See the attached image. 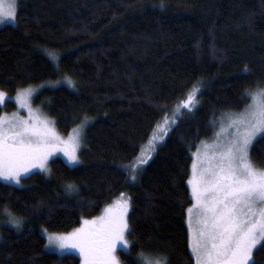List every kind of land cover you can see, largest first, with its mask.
Instances as JSON below:
<instances>
[{"label":"trees","instance_id":"obj_1","mask_svg":"<svg viewBox=\"0 0 264 264\" xmlns=\"http://www.w3.org/2000/svg\"><path fill=\"white\" fill-rule=\"evenodd\" d=\"M161 2L20 0L16 22L0 23V89L14 94L60 80L35 97L58 129L68 133L85 114L92 117L80 165L56 157L50 171L18 185L0 180V264H81L75 253L47 250L42 230L70 231L121 192L132 204L131 250L118 251L123 264H139L141 250L163 253L169 264H195L186 221L192 154L222 112L250 102L242 98L246 88L264 85V0H163V8ZM46 50L59 54V70ZM194 85L198 104L177 115L131 180L122 165ZM251 156L264 166V138L255 140ZM68 182L78 191L66 192ZM8 211L24 218L20 230L8 223ZM252 259L264 264V248Z\"/></svg>","mask_w":264,"mask_h":264},{"label":"snow or ice","instance_id":"obj_2","mask_svg":"<svg viewBox=\"0 0 264 264\" xmlns=\"http://www.w3.org/2000/svg\"><path fill=\"white\" fill-rule=\"evenodd\" d=\"M161 8L165 7L163 0ZM18 0H0V23L17 19ZM59 70L60 56L55 50H46ZM63 82L75 87L71 76ZM60 84L62 81L51 82ZM36 87L29 85L18 89L16 101L27 108L28 117L14 112L0 116V177L19 184L30 175L33 167L50 171L47 161L50 155L60 150L68 162H80L77 154L83 143L84 130L92 122L85 114L72 133L65 139L55 129L54 121L44 116L39 108L34 109L31 98ZM198 85H194L186 99L180 101L171 115L167 112L157 122L147 145L126 165H122L133 181L148 163L157 143L164 140L169 128L184 108L191 109L199 102L196 99ZM7 94L0 90V105ZM244 99L250 102L239 110L221 113L220 127L214 133L212 143L201 141L193 155L191 187L193 203L186 209L189 247L195 264H255L254 249L264 248V167H258L251 159L250 149L258 134L264 138V85L244 90ZM216 121H213L215 127ZM65 191H78L74 182L64 185ZM131 197L121 192L113 203L108 204L104 215L83 219L80 227L70 232H48L49 245L60 250L78 249L83 264H121L117 248L130 251L131 234L128 209ZM7 220L16 230L24 226V218L7 212ZM140 264H169L168 256L141 250Z\"/></svg>","mask_w":264,"mask_h":264},{"label":"rangeland","instance_id":"obj_3","mask_svg":"<svg viewBox=\"0 0 264 264\" xmlns=\"http://www.w3.org/2000/svg\"><path fill=\"white\" fill-rule=\"evenodd\" d=\"M19 2H20V0H18V6H19ZM17 9H18V8H17ZM6 23H7V24H14V23L11 21V19H5V21L2 22V24H6ZM55 81H56V80H55ZM51 82H53V81H52V80H48V81L40 82V83H37V84H31V86H34V87H36V89H37L36 92L33 94L32 98H31V104H32V107H33L34 109L39 108L40 111H41V113H42L44 116L50 118L51 120H53V121L55 122L54 118L51 117V116L46 112V110L44 109V106H43V104H42V100H41L40 102H35V97H36V95H38V93L41 92L44 88H46V87H54V86L59 85V84H53V83H51ZM60 84H61V83H60ZM28 86H29V85L24 86V87H21V88H26V87H28ZM21 88H19V89H21ZM0 90H3V89H0ZM3 91H4V90H3ZM17 91H18V90H17ZM17 91H16L14 94H9L8 92L4 91V92L7 94V96H6V99H5V103L2 104V105H0V107H3V108L0 109V116H4V115H8V116H10L12 113L18 111L19 114H20V116H22V117H26V118L28 117L29 113H28L27 108H21L20 105H19V103H18V102L16 101V99H15ZM9 100H13L15 105H14L13 108L6 109L4 106L7 105V102H8ZM197 104H198V103H197ZM219 121H220V118H219V120H218V122H217V125H216V128H215L214 133H215L216 131H218V129H219V127H220ZM54 127H55L56 131H57V132H58L63 138H65V139H66V138L72 133V130L74 129V128H73V129H72L70 132H68V133H63L62 131H60V130L58 129V127H57V125H56V122L54 123ZM84 132H85V130H84ZM214 133H213L210 137L203 139V141H206L207 143H212V141L215 139ZM83 136H84V134H83ZM260 136H261V134H258L257 138H259ZM257 138H256V139H257ZM83 139H84V138H83ZM256 139H254V142H255ZM201 141H202V140H201ZM254 142H253V143H254ZM199 145H200V143L198 144V146H199ZM82 146H83V143L80 145V148L78 149V153H77V154H78L79 156H80V152H81V148H82ZM196 150H197V148H196ZM196 150H194L193 153L196 152ZM250 156H251V149H250ZM56 157H61V158H63V159H64L69 165H71V166H78V165L81 164V158H80V162H79V163L72 164V163L68 162L67 157L64 155V153H63L62 151L57 150L56 152H54L52 155L49 156L48 161H47L48 168H49L50 161H51L52 159L56 158ZM251 159H252V156H251ZM252 161H253L258 167H264V166H261L260 164L256 163L253 159H252ZM192 163H193V162H192ZM259 165H260V166H259ZM43 171H45V170H44V169H41L39 166H36V167H33V168H32L31 173H34V172H43ZM191 172H192V169H191ZM31 173H30V174H31ZM190 176H191V175H190ZM0 180H2V181H4V182H7V183H11V184L18 185L17 183H15V181H10V180H7V179H5V178H3V177H0ZM20 183H21V182H20ZM20 183H19V184H20ZM190 190H191V187H190ZM127 194H128V193H127ZM128 195H129V194H128ZM129 196H130V195H129ZM118 197H119V196H118ZM116 198H117V197H116ZM116 198H115V199H116ZM115 199H114V200H115ZM114 200H113L112 202H110L109 204L113 203ZM193 202H194V201H193ZM129 205H130V206H129V209H128V215H129V212H130L131 207H132L131 199H130ZM106 207H107V205L103 208V210L99 213V215L94 216V217H100V216L104 215V210H105ZM92 218H93V217L85 218V219H92ZM82 223H83V220H82ZM82 223H81V224H82ZM81 224L78 225L76 228L80 227ZM47 231H48V232H51V231H49V230H47ZM70 231H71V230H70ZM70 231H67V232H70ZM42 232H43V234H44L45 237H46V249H47V250H49V251H55V252H58V253H75V254L81 256L80 253H79V250H78V249L60 250L56 245H49V244H48V240H47V235H46V233L44 232V229L42 230ZM58 233H61V232H58ZM127 238H128V236H127ZM128 240H129V238H128ZM129 241H130V240H129ZM130 242H131V241H130ZM130 246H131V243H130L129 247H130ZM119 249H121V248H120V247L117 248L116 255L119 257V260L121 261L120 256H119V254H118ZM190 250H191V249H190ZM254 250H255V249H254ZM137 260H138V263L140 264V260L138 259V255H137ZM81 261H82L81 264H83V257H82V256H81ZM121 264H123L122 261H121Z\"/></svg>","mask_w":264,"mask_h":264},{"label":"bare ground","instance_id":"obj_4","mask_svg":"<svg viewBox=\"0 0 264 264\" xmlns=\"http://www.w3.org/2000/svg\"><path fill=\"white\" fill-rule=\"evenodd\" d=\"M7 24V23H6ZM186 109H188V108H186Z\"/></svg>","mask_w":264,"mask_h":264}]
</instances>
